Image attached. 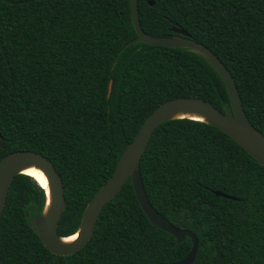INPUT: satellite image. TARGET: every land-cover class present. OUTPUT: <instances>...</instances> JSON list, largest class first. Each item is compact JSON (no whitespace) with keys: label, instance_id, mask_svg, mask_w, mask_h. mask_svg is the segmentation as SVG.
I'll use <instances>...</instances> for the list:
<instances>
[{"label":"trees","instance_id":"obj_1","mask_svg":"<svg viewBox=\"0 0 264 264\" xmlns=\"http://www.w3.org/2000/svg\"><path fill=\"white\" fill-rule=\"evenodd\" d=\"M150 1L138 0L144 31L169 37L179 26L209 47L264 133V0ZM131 8V0H0V161L34 150L54 162L65 184L61 237L77 232L87 204L159 105L193 96L223 112L231 107L221 74L192 49L143 41L124 48L138 35ZM141 171L153 206L198 237L193 264H264V165L228 134L190 118L164 122ZM131 180L104 207L91 240L57 255L26 216L44 211L45 188L16 175L0 221V264L184 259L191 238L178 243L154 225Z\"/></svg>","mask_w":264,"mask_h":264},{"label":"water","instance_id":"obj_2","mask_svg":"<svg viewBox=\"0 0 264 264\" xmlns=\"http://www.w3.org/2000/svg\"><path fill=\"white\" fill-rule=\"evenodd\" d=\"M131 1L132 19L138 35L128 42L124 48L143 41L153 45L192 49L204 56L221 74L228 88L231 107H228L226 112H223L211 102L193 96L177 97L159 105L146 118L134 140L123 151L112 176L107 179L87 204L81 225L75 233L77 236L72 242H65V239L72 235L61 237L58 231L61 217L66 208V197L64 180L61 178L62 176L54 162L45 154L34 150L13 151L0 161V177H2L0 179V221L15 176L20 173L26 174L23 172L25 168L36 165L48 178L51 201L49 203V194L47 188H45L47 195L45 209L42 213L35 214V216H31L30 212L26 210L29 224L38 231L42 242L51 252L57 255H71L83 248L91 240L104 207L120 192L127 182L126 180L131 177L137 198L153 224L172 234L178 243H182L187 237L192 240L191 251L184 259L174 263L155 264H193L199 249L198 237L191 230L175 226L160 213L151 203L142 181L141 158L155 129L164 122L176 118H190L207 122L228 134L262 165H264V133L250 121L244 109L243 101H241L242 98L236 80L232 72L216 53L203 43L193 39L186 29L179 26L172 28L176 33L173 36L159 37L149 35L141 26L137 10L138 0ZM150 3L154 5L155 1L151 0ZM111 91L112 82L109 93ZM180 113L197 114L204 119L192 116H177ZM2 138L3 136L0 133V144H2ZM217 194L221 195L222 193L218 192Z\"/></svg>","mask_w":264,"mask_h":264},{"label":"bare ground","instance_id":"obj_3","mask_svg":"<svg viewBox=\"0 0 264 264\" xmlns=\"http://www.w3.org/2000/svg\"><path fill=\"white\" fill-rule=\"evenodd\" d=\"M177 116H192V117H195V118L204 119L202 116L197 115V114L180 113ZM23 172L26 173V174H29L31 177H34L41 186H43L44 188H47V191H48V194H49V203H50L51 196H50V192H49L48 178L46 177L44 172L36 165H32L30 167L25 168L23 170ZM76 236H77V234L66 238L65 242H72L73 240H75Z\"/></svg>","mask_w":264,"mask_h":264},{"label":"snow or ice","instance_id":"obj_4","mask_svg":"<svg viewBox=\"0 0 264 264\" xmlns=\"http://www.w3.org/2000/svg\"><path fill=\"white\" fill-rule=\"evenodd\" d=\"M0 179H2V177H0Z\"/></svg>","mask_w":264,"mask_h":264}]
</instances>
